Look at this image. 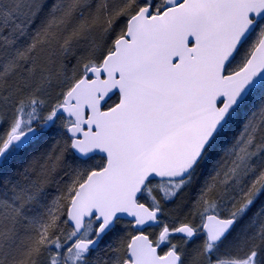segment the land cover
Returning <instances> with one entry per match:
<instances>
[{
    "label": "snow or ice",
    "instance_id": "obj_1",
    "mask_svg": "<svg viewBox=\"0 0 264 264\" xmlns=\"http://www.w3.org/2000/svg\"><path fill=\"white\" fill-rule=\"evenodd\" d=\"M0 264H264V0H0Z\"/></svg>",
    "mask_w": 264,
    "mask_h": 264
}]
</instances>
